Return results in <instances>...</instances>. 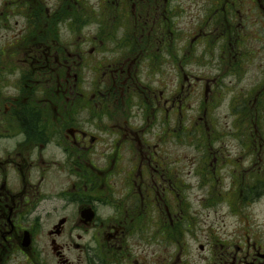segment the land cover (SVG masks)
I'll return each mask as SVG.
<instances>
[{
	"label": "flooded vegetation",
	"instance_id": "1",
	"mask_svg": "<svg viewBox=\"0 0 264 264\" xmlns=\"http://www.w3.org/2000/svg\"><path fill=\"white\" fill-rule=\"evenodd\" d=\"M203 1L201 11L199 0L3 1L1 16L24 25L0 45V67L18 71L13 95L0 75V264H185V165L204 187L218 183L217 195L205 190L213 199L226 203L225 174L247 203L264 196V136L190 147L181 171L164 137L195 101V132L207 135L227 84L245 118L247 102L264 103V0ZM119 20L123 31H110ZM254 29L262 46L247 49ZM213 36L219 51L201 65ZM56 170L69 181L57 189ZM55 196L67 213L47 228L48 256L39 207ZM207 245L216 264H264V242L248 234Z\"/></svg>",
	"mask_w": 264,
	"mask_h": 264
},
{
	"label": "rangeland",
	"instance_id": "2",
	"mask_svg": "<svg viewBox=\"0 0 264 264\" xmlns=\"http://www.w3.org/2000/svg\"><path fill=\"white\" fill-rule=\"evenodd\" d=\"M3 1L9 2L11 0H0V5ZM199 11L202 10L204 1L199 0ZM123 20V19H122ZM119 20L115 25L110 28V31L121 33L123 31L124 21ZM1 23V22H0ZM4 25L7 27V30L4 28ZM0 24V45L6 39H10L17 30L21 29L24 25L22 19L17 18L11 21ZM88 30H96V24H89ZM213 38H215L213 36ZM250 39H254L256 41V47L259 48L262 46L261 37L259 32L254 29L249 31V42L247 45V49L250 46ZM216 38L214 39L213 44H211L206 50L201 54V65H206L210 62V60L214 59L215 52L219 51L220 45L216 42ZM255 61H258L259 58L257 56L253 57ZM12 62L10 56L7 55L6 62ZM6 77L9 80L8 85H12L8 87L6 90H1V94L7 93L8 95H13L17 93V88H15L16 83L18 82L17 70L11 68L10 66H6ZM11 70V72H10ZM2 77L4 74H0ZM228 92L225 96V102L219 108L216 115V127L219 131H213V126L211 125L207 131V135H202V137L198 140L197 131L195 132V121L197 120V108L198 102L195 101L194 110L189 112V116L184 120V127L180 131L177 132H169L164 135L166 141H171L172 145L171 154L173 159L181 160L178 163H175V168L177 171H181L184 167V161L188 156V152H192L190 147H200L201 144L209 141L215 142L214 147L219 148V145L224 147H234L240 145L245 140V132L248 131L247 140H253V136L251 135L252 130L255 129L261 131L264 129V106L259 103L257 105L256 102L252 103V101L247 102L248 108L251 110H256L257 107L263 108L259 120H256L255 127L254 124H251L248 121V127H243L246 124V120L242 115L241 110V100L236 99L233 95V91L229 88ZM245 87H252L251 84H246ZM0 89H4V86ZM257 106V107H256ZM262 124V126H261ZM264 131V130H263ZM195 133V134H194ZM194 135V138H193ZM251 136V137H250ZM211 137V138H210ZM52 148H49L45 152L49 151ZM54 152V150H53ZM53 152L51 155H48V161L54 163L64 160L61 158V153H58L56 157H54ZM60 156V157H59ZM241 162V161H239ZM241 168H244L241 166ZM191 168L185 165L184 176L186 180L187 191L186 194L190 197L191 206L186 210V215L190 217L191 221L184 222V235H183V260L185 264H216L217 257H212L209 248L207 245V240L210 238H222L227 239L228 241L235 242L237 244H241L243 241V235L248 234L251 239L256 240L258 242H264V196L260 197L258 201L251 202L239 197V192L242 189V186L236 188V191H230L232 186L230 184V175L225 174L224 177V187L223 189L228 191L226 192V203L223 200H216L211 197V195H207L205 190L211 189L214 191V194H218L219 188L218 183L215 182V187L211 188V182L207 187H204V183L202 178L196 176L194 172L192 174H188V170ZM230 169V167H227ZM236 167H231V173H235ZM60 170H56L53 175H51L50 179L52 185H54L55 189L58 188L60 182L67 184L68 176L65 174L59 173ZM241 170H238L237 173H240ZM174 178V182H175ZM240 184V182L238 183ZM263 189L261 188L260 191ZM171 191L168 192V197H170ZM48 201L41 204L39 207L40 212L42 213L45 209L47 210L43 213L44 221H47L45 226V236H44V251L48 256L51 254L50 249V241L47 239V231L48 227L52 223L56 221V219L67 213V210L63 208L62 210H57V208H61L64 205L63 201L58 197L47 198ZM51 205V208H50ZM163 207V202L161 203V210ZM50 208V209H49ZM48 210L51 212L48 214ZM153 216L157 214V211L153 210ZM48 214V215H47ZM47 229V230H46ZM149 236L152 238L154 230H147ZM202 246L204 249L202 250ZM149 248H152L149 245ZM157 257V255L155 256Z\"/></svg>",
	"mask_w": 264,
	"mask_h": 264
}]
</instances>
